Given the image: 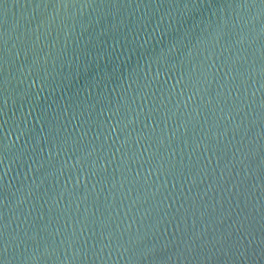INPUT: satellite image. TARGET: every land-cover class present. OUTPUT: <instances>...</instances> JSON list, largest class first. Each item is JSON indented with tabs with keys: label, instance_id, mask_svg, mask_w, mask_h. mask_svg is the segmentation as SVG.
<instances>
[{
	"label": "water",
	"instance_id": "95a60500",
	"mask_svg": "<svg viewBox=\"0 0 264 264\" xmlns=\"http://www.w3.org/2000/svg\"><path fill=\"white\" fill-rule=\"evenodd\" d=\"M0 264H264V0H0Z\"/></svg>",
	"mask_w": 264,
	"mask_h": 264
}]
</instances>
